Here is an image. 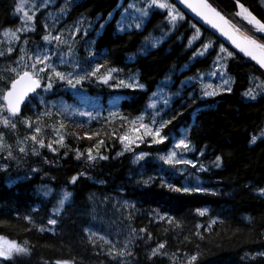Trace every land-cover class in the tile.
I'll return each mask as SVG.
<instances>
[{
    "label": "trees",
    "instance_id": "obj_1",
    "mask_svg": "<svg viewBox=\"0 0 264 264\" xmlns=\"http://www.w3.org/2000/svg\"><path fill=\"white\" fill-rule=\"evenodd\" d=\"M21 1L0 0V52L3 53L0 55V97L16 78L10 69L21 55L20 47L7 53L4 34L23 26L21 12H16ZM70 1L59 0L56 6L43 8L35 17V31L20 34L29 42L28 56L46 46L42 38L52 26L50 12ZM72 1L59 30L74 26L81 18L98 21L94 32L85 39L95 41L92 47L99 63L104 68H117L120 77L138 79L144 88L114 91L95 80L85 82V91L104 107L111 106L110 101L115 96L123 97L116 102L117 117H100L88 122L59 116L54 111L51 102L80 103L70 89L55 81L50 92L41 89L40 96L34 94L28 100L14 118L15 128L0 125V134L14 142L17 135L28 139L33 133L31 125L38 122L39 139L46 128L47 144L63 135L65 145L60 147L54 143L56 152L49 150L47 144L44 148L34 145L38 151L34 155L29 143V151L19 156V161L0 153L6 165L0 167V236L20 247L12 257H0V264H57L58 261L60 264H122L104 251L94 237L95 233L109 235L96 213L98 205L93 201L98 197L128 201L130 211L124 220L135 230H145L144 237L133 245L132 261L127 264H172V257L189 259L192 255L197 256L195 261L183 263L264 264V194L259 191L264 188V137L261 136L264 132V93L254 100L243 95L252 88L254 80L264 85V71L190 18L171 28L167 12L150 8V17L142 29L120 32L116 25L121 14L120 4L123 2L126 7L129 2L140 0ZM207 1L246 35L264 43V34L236 15L239 11L237 0ZM239 3L264 22L262 0H239ZM109 13L113 16L111 20ZM193 25L200 28L203 39L191 46L188 40L193 37ZM165 31L168 36L163 37V42L155 49L141 52L142 44L150 36H161ZM207 41L213 42V49L204 56L193 57L196 49ZM221 43L234 53L227 62L231 91L203 97L202 84L198 80L214 67ZM82 47L80 45L78 50L85 54ZM60 68L69 71L72 67L65 64ZM162 87L170 92V106L167 109L162 105L155 110L148 108L151 94ZM45 108L51 114L38 119ZM142 114L155 115L157 119L175 115L162 132L169 135L185 130L187 140L194 147L191 157L195 160L209 165L217 155L221 156L220 167L210 166L199 174L203 188L209 191L178 193L161 184L160 175L176 186L185 182L178 173L154 159L158 153L166 151L168 141L139 147V152L152 154L139 164L133 162L129 153L117 155L122 148L117 137L128 127L121 126L119 116L135 119ZM25 117L29 119V127L20 122ZM85 132L98 134L89 140ZM253 135L257 137L256 142L249 143ZM100 139L104 140L100 152L108 159L89 162L86 153L76 159V149L84 152ZM33 168L36 171H32ZM74 175L78 179L70 183ZM149 176L154 177L149 183L137 182ZM191 185H194L192 181ZM65 191L71 195L57 213L54 209ZM199 211H205V215L200 216ZM157 214L166 218L158 219ZM167 217H171V222ZM49 218H55L57 224L48 225ZM40 227L45 230L40 231ZM160 243L165 247L152 255V249Z\"/></svg>",
    "mask_w": 264,
    "mask_h": 264
},
{
    "label": "snow or ice",
    "instance_id": "obj_2",
    "mask_svg": "<svg viewBox=\"0 0 264 264\" xmlns=\"http://www.w3.org/2000/svg\"><path fill=\"white\" fill-rule=\"evenodd\" d=\"M177 2L181 5H184L187 9H190L192 13L195 14L196 17L200 19L204 24L208 25L211 29L215 30L216 33L219 34V36L223 37L227 42L230 43L234 49H236L239 53H243L244 56L249 57L251 60L255 61L260 68L264 69V43H260L255 37L253 36H247L242 35L239 33V29H237L234 25L231 24V22L225 18V16L221 15L220 12H218L214 7H212L211 4L207 2V0H177ZM151 5H155L159 9H167V19L170 24L173 26L175 25L178 18L182 17L180 16L179 12L176 11L175 7L172 4L168 3H162L159 2V0H151ZM237 5L239 11H237L236 15L241 16L246 22L253 25V27L258 31L259 33L264 34V22H261V20L257 19L256 16H254L243 4L239 3V0H237ZM22 7L21 5L16 6V12H21ZM175 13V14H174ZM148 12L146 10L142 11V17L147 16ZM112 13H109V18H111ZM141 17V18H142ZM21 21L23 23H27L28 21L33 20V16L29 15L27 11L23 12V16L20 17ZM124 17L122 16L120 20L116 22L117 30L118 31H130L133 25H124ZM103 24L100 25L101 28H103ZM142 24L141 22L135 23L134 27L136 30H139L141 28ZM193 28H195V25H193ZM24 30L18 29L17 31ZM80 31L79 27L74 29L72 31V35L74 36L76 32ZM196 33H199V29H196ZM7 34V33H6ZM11 35L13 37H16V32H12ZM83 35H87V30L83 32ZM43 41L47 43H51L53 40L57 42V47L61 43H68L66 40H62L60 35H56L54 37H50V35L45 34L43 36ZM191 39L189 40V44H191ZM27 43V41H25ZM88 46L86 48L87 56L92 61V64L94 66H89L88 68H81L80 63L77 62H71L66 61L65 56L63 52L59 53V61L61 64L64 63H71L72 70L71 71H58L57 70V64L52 60L53 56H56L57 53V47H53L51 50L46 49L42 54H38L34 57V62L31 64H25L23 68L17 72L16 78L12 79L10 81V86H8V90L3 93L2 97L0 99L3 100V103L0 104V111L6 109L7 113H9L11 116H17L21 111V105L25 103L26 98L28 97L29 93H36L37 96H40L41 93L37 92V89H42L43 92L47 93L50 92L53 89L54 81L59 82L62 87H66L67 89H70L74 92V94L83 96L84 95V83L85 82H93V80L102 83L104 85H109L110 87L120 88V87H126L129 89L137 90V89H143L144 85L139 83L136 80H130L125 81V79L116 78L114 74L118 73V69L115 67L108 68L105 72L100 73V69L103 67L101 63H99V59L97 54L92 50V46L94 45L95 41L88 40L85 42ZM159 43V40H152L151 47H156V44ZM211 47V43H202L200 47L196 49V51L193 53V57L196 56H203L205 52L208 51V49ZM9 52L12 51V48L10 47L8 49ZM21 53H23L24 49H20ZM69 54H73V49L71 46H69L68 49ZM0 55H3L2 52H0ZM234 53L231 51H228L227 48L224 47L223 43L219 45V50L216 52V59L213 61V66L215 68V71L212 73V75H217V73L220 75L221 78V84L217 87H213V85L209 84L207 85V88L202 91L203 97H214L217 95L219 91H227L230 92V87H224L226 85H229L230 80L228 78H225L224 68H225V61L229 57H233ZM100 56H103V53L100 54ZM21 60L24 59L23 55L20 57ZM110 81H114L112 84H110ZM211 89V90H208ZM153 98H159L163 102L164 109H167L169 104V99L167 97L161 96L159 94V91H154L152 94ZM244 96L250 97L251 99H255V95L251 89L245 91L243 93ZM117 101L119 100V97L115 98ZM31 101H29L30 103ZM157 106V99H152V101L148 104V108L156 109ZM64 112L68 114L69 117L79 115L81 117H88L89 120L95 119L96 117H93L91 112L87 111H78L77 109L66 106L64 108ZM50 115L51 113L45 108L43 111H41L37 118L39 119L43 115ZM109 116L111 117H117L118 113L115 111H112L109 113ZM175 115H173L171 118L165 119L161 118L159 120L156 119L155 115H151L149 123H143L144 120L143 115H138L135 119H130L127 116H119V119L121 121V126H128L127 131H125L122 135H119L117 137L119 143L122 145V152H133V162L134 163H140L141 161H145L148 157L152 156L151 153L141 151L139 153H136L134 151L135 148H138L141 144H147L148 147H151L153 144H162L169 140V136L167 134H162V130L165 128L166 125L170 124L173 119H175ZM23 124H28L29 119L27 117L22 118L20 120ZM4 123L7 125L9 123L8 119L4 120ZM12 128H15V123L11 124ZM61 127H63V124H61ZM41 131V128L39 126L35 127L33 129L34 133H39ZM97 132H92L89 134L88 132H85V137L89 140L92 139L93 136L97 135ZM31 140L35 144H38L40 148L45 147V142L43 139H37V136L33 134L31 137ZM27 139V137L25 138ZM257 137L253 135L249 141V143H255ZM55 143L59 144L60 147H65L64 145V136L59 135V138L55 141ZM101 145H104V140L100 139L97 140L96 143L84 150V152H81L79 149L75 150V157L76 159H80L81 156H83L85 153L86 159L89 162H92L96 159L100 160H106L108 159V156L105 154H102L100 152ZM47 147L49 150L56 152L57 149L53 147V142L49 141L47 144ZM95 149V155L93 154V151ZM179 150V151H177ZM191 150V143L188 141L185 137H181L178 140L173 141L172 148L167 151L166 154H157L156 159L158 161L162 162V165L169 166V170L173 173L183 174L185 169L178 167L179 165L184 166H191L192 168H197V162L193 161L191 159H186L184 157V153ZM25 149L23 147L20 148V152H24ZM117 153V155L122 154ZM32 154L36 155L38 154L37 149L35 146L32 148ZM203 153L201 152V155ZM11 152L8 153V157L11 158ZM65 155H67V152H65ZM215 167L221 166V156L217 155L215 157L214 161ZM140 167L143 168L144 164H140ZM200 170H206L205 166L203 164L199 165ZM32 171H36V169H32ZM161 172H163V168H161ZM83 173H81L82 175ZM140 176L143 177V173H140ZM78 179V176L74 175L71 177L70 183H75ZM154 177L149 176L147 179H142V182L144 184L149 183L151 180H153ZM160 181L161 184L165 187H167L170 191H175L178 193H200V192H206L209 191L208 189H205L197 183L196 185L190 186V185H181L176 186L173 183H170L169 181L165 180L163 175H160ZM261 194H264V188L259 189ZM71 194L68 192H64L62 198L58 201V207L54 209L55 212H59V209L63 207L65 201L69 198ZM125 204L128 203V201H124ZM200 216L205 215V211H199ZM158 219H165V216H161L157 214ZM169 222H171V217H167ZM25 219H30L29 217H25ZM214 222V221H213ZM48 225L55 226L57 224V220L55 218H49L47 220ZM200 225H197V228H199ZM40 231H44V227L39 228ZM51 231V229H48ZM141 232L145 231L144 229H140ZM132 232H135V229L132 230ZM103 239V237H101ZM17 247L14 243H9V248H15ZM165 245L163 243L158 244L157 247L152 249V255H156L157 252L160 249H163ZM23 251L24 249H20ZM125 253L121 251L119 253L120 256H123ZM264 254V253H262ZM9 255L8 252H5L3 250H0V256L7 257ZM197 259L196 255H192L189 258V261H195ZM57 264H60L58 261ZM66 264V262H65Z\"/></svg>",
    "mask_w": 264,
    "mask_h": 264
},
{
    "label": "rangeland",
    "instance_id": "obj_3",
    "mask_svg": "<svg viewBox=\"0 0 264 264\" xmlns=\"http://www.w3.org/2000/svg\"><path fill=\"white\" fill-rule=\"evenodd\" d=\"M58 1L59 0H22L20 2V5L22 7L21 16H23L24 11H27L29 13V15L33 16V20L28 21L26 24L25 23L23 24V26L20 29L23 28L24 30L9 31V32H6L7 34L6 33L4 34V38L6 41V48L5 49H6L7 53H13L18 45H19L20 49L21 48L24 49L23 53H21V55H23L24 59L21 60L20 59L21 55H20L17 63L14 66H12L10 69V71L13 74L17 75V72H19L25 64L33 63L34 57L36 55L42 54L46 49L51 50L53 47H57V42L54 40L50 44L43 41L46 44V46L43 49L36 51L35 55L28 56V54H26V52L29 49V44H28L29 42L25 43V41H27V39L21 38L20 34L22 33V34L27 35L33 31H35V17L38 15L40 10L48 7L49 5L56 6ZM159 2L172 4L175 7L176 11L179 12L180 16L182 17V19L181 18L177 19L174 26L168 22V25L171 28L176 27L181 22L186 20L187 17L182 13V11L177 6H175V4L171 0H159ZM71 3H73L72 0L70 2L64 4V6H62L60 9H58L56 11H52L49 14V20H50V24L52 26L49 27V29L47 30L48 35H50V37L60 35L62 40L68 41V43L59 44L57 47V53L58 54L56 56L52 57V60L57 64V70L58 71H64L60 67L64 66L65 64L71 65V63H64V64L60 63L59 53H61V52H63L66 61H71V62H77L78 61L80 63L81 68H88L89 66H94L92 64V61L87 56L86 48L88 46L85 45V41H86L85 38L94 32L95 26L98 24V21L92 22L90 20L88 21L85 18H81L80 20H78L75 23L74 26L67 28L63 31L59 30L60 25L65 21L66 17L68 16V11H69V7H70ZM262 3L264 5V0H262ZM123 5H124V3L122 2L118 8L119 10H121L119 20L123 16L124 17V21H123L124 25H129V24L133 25L131 30L135 28L134 25L137 22H141V24H142L140 29H142L145 26L147 19L150 17V12H149L150 8L159 9L155 5H151V0H140L138 2L135 1V2H131V3L129 2L126 7H124ZM143 10H146L148 12L147 16L142 17V11ZM160 10L164 11V12L168 11L167 9H160ZM239 17H241V16H239ZM112 18H113V16L110 18V20ZM246 23L249 24L248 22H246ZM77 27H79L80 31L76 32V34L73 36L71 33ZM196 29H199L198 34L196 33ZM85 30H87L86 36L83 35V32ZM12 32H16V37H13L11 35ZM120 32H125V31H120ZM167 36H168V34H166V31L163 32V35H161V36H156V35L150 36L142 44V48L140 49L141 52H146V51L155 49L161 42H163V39H164L163 37H167ZM154 39L159 40V43H157L156 47L153 48V47H151V42ZM190 39L192 41L190 44L191 46H194L196 43H198L200 40L203 39V35H202L200 28L195 26V28L193 30V37ZM189 40H188V42H189ZM209 42L211 43V47L208 49L207 52H205L204 55H206L208 52H210V50H212L214 47V44L212 41H207L206 43H209ZM80 45L83 46L82 50L85 49V54H84V52H83V54H80V50H78V47ZM69 46H71V48L73 49V54H69V52H68ZM10 47L12 48L11 52L8 51V49ZM92 50H93V47H92ZM228 51H229V49H228ZM230 58L231 57L227 58V60L224 62L225 63V68H224L225 78H228L230 80L229 85H226L224 87H230L231 88L232 81H231L229 75L227 74V62ZM88 62H89V65H88ZM71 67H72V65H71ZM107 69L108 68L102 67L100 69V73L105 72ZM71 70H72V68L69 71H71ZM214 71H215V68L213 67L210 72L202 75L199 78L198 81L202 84L203 90H205L207 88V85H209V84L213 85L214 88L221 84L220 75L218 73L215 76L212 75V73ZM65 72H67V71H65ZM114 76L116 78L125 79L126 82L130 81V80H136L139 82V80L136 78L120 77L118 73L114 74ZM113 82L114 81H110V84H112ZM54 83H55V81H54ZM97 83L99 85L109 87L110 89H113L114 91L126 89V87L115 88V87H110L109 85H104V84L99 83V82H97ZM53 87H54V85H53ZM250 89L253 91L256 98L259 94L264 93V85L259 80H254L253 86ZM208 90H211V89H208ZM157 91H159V94L161 96L167 97L169 99V104H168V107H169L171 104V100H172V97L170 96V92L164 87L158 89ZM222 92H225V91H219L217 93V95L222 93ZM76 97L80 100V103H67L65 101H59V102H55V103L51 102V105L54 107V111L59 116H66L68 118L76 119L78 121H88L89 122V121H92L94 119L89 120L88 117H81L79 115L69 117L68 114L66 112H64V108L66 106H71V107L77 109L78 111L91 112L93 117H96L95 119H98L100 117L112 118L111 116H109V113L112 111L118 112V109H119L117 104H116L117 100L115 98L119 97L118 101L123 99V97L121 95L115 96V98L110 101L111 106L104 107L102 105V103H100L95 98H92L85 91V89H84V95L83 96L76 95ZM152 99H157L156 109L158 107H160L161 105L163 106V102L159 98H153L152 97L151 101H152ZM152 110H155V109H152ZM143 116H144V120L142 122L143 123H149L151 116L150 115H143ZM15 117L16 116L10 117V115H9V113H7L6 109L0 111V125L8 126V125H11L12 123H15V120H14ZM5 119L9 120V123L7 125L4 123ZM157 120H159V119H157ZM27 126L29 127L30 125L27 124ZM31 126H32L31 128L33 131V129L38 126V122H35ZM46 132L47 131L45 128L42 130V134L40 135L41 139H43L45 142V147L47 144V140H45ZM33 134H35L37 136L38 133L33 132L30 134V137ZM162 134H163V132H162ZM168 136H169V140H168L169 143H168L166 151L163 154H166L167 151L172 148L173 141L178 140L181 137L186 138V132H185V130H180L178 134L170 133ZM261 136L264 137V132H263V134H261ZM30 137L28 139H23L17 135L15 141L10 142V141H7V139L0 134V153H3L4 156L6 155L8 157V153L11 152L12 155H11L10 159L15 160V161H19V156H23L25 153H27L29 151V143L34 147V142L31 140ZM37 139H39V138L37 137ZM55 141H53V146H55L54 145ZM35 145H38V144H35ZM143 145H147V144H141L139 147H141ZM21 147H23L25 149L24 152H20ZM38 147H39V145H38ZM138 148L134 149V151L136 153H139V151L137 150ZM177 151H179V150H177ZM121 152H122V148H121V151L119 153H121ZM125 153L131 154V156L133 158V152H127V151L122 152V154H125ZM194 153H195L194 147L191 145V150L184 153V157L186 159H191L193 161H196L197 162V168H192L191 166L179 165L178 167L185 169L183 174H179V175L183 177V178H181V180L183 179V181H185L184 185L187 184V185L192 186L191 185V181H192L194 183V185L199 183V185L201 187H203L202 180H201L199 174L204 172V171H207L210 166H215V165H214V163L206 165L202 161L195 160L194 158L191 157V155ZM93 154L95 155V152H93ZM122 154H120V155H122ZM197 157L200 158L201 156L198 155ZM154 159L160 165H162V162L158 161V159H156V157H154ZM136 164H138V163H136ZM200 164H203L205 166L206 170H200L199 169ZM163 166L169 168V166H167V165H163ZM0 167H2V168L6 167V165L3 162V158H0ZM93 202H94V204L96 203L98 205V208L96 209V213H97L98 217L101 218L100 221L104 223V225L107 228V232L109 233V235L108 234L104 235L101 233L100 234L95 233L94 237L100 241V244L102 245V247H104L103 248L104 251H106L108 254H110L114 260H116L122 264H127V263L131 262L132 261L131 249H132L133 245H135V243L140 238L142 239L144 236H143V233L138 231V230H135V232L133 233L132 232V230H133L132 226L128 225L126 223V221L124 220L128 216L127 212L130 211L129 210L130 204L129 203L125 204L124 201H120V199H117V198L108 199V198H101V197L96 198ZM126 209H128V210H126ZM101 237H103V239H101ZM9 243H14L17 247L10 249ZM19 248L20 247L17 243L2 238L0 241V250L8 252L9 255L7 257H2V256H0V257L1 258H10L14 255L15 252H17L19 250ZM121 251H123L125 253L123 256L119 255V253ZM171 260L173 262L172 264H184L183 263L184 261H189V259L175 258V257H172Z\"/></svg>",
    "mask_w": 264,
    "mask_h": 264
},
{
    "label": "water",
    "instance_id": "obj_4",
    "mask_svg": "<svg viewBox=\"0 0 264 264\" xmlns=\"http://www.w3.org/2000/svg\"><path fill=\"white\" fill-rule=\"evenodd\" d=\"M186 16L187 18H190L194 23H196L197 25H199L200 27L204 28L205 30H207L208 32H210L212 35H214L216 38H218L220 41H222L227 47H229L231 50H233L235 53H237L239 56L249 60L250 62L254 63L257 67L260 68V66L253 60H251L249 57L247 56H244L243 53H239L236 49H234V47H232L230 45L229 42H227L223 37L219 36L218 33L215 32V30L211 29L208 25L204 24L202 21H200V19L198 17L195 16L194 13L191 12L190 9H187L184 5H181L177 2V0H171ZM208 2V1H207ZM209 3V2H208ZM210 4V3H209ZM213 7V6H212ZM215 8V7H214ZM216 9V8H215ZM218 12H220L218 9H216ZM221 13V12H220ZM221 15H223L221 13ZM224 16V15H223ZM226 19H228L227 17H225ZM229 20V19H228ZM230 21V20H229ZM231 22V21H230ZM232 25H234L232 22H231ZM235 26V25H234ZM237 29H239L237 26H235ZM240 32H242L244 35H246L243 31H241L239 29ZM248 36V35H247ZM262 69V68H260ZM264 71V69H262ZM41 89H37V92H39ZM36 93H29L28 97L26 98L25 100V103L21 105V111H22V108L23 106L28 102V100ZM20 111V113H21ZM19 113V114H20ZM18 114V115H19ZM17 115V116H18ZM2 237L0 236V241H1Z\"/></svg>",
    "mask_w": 264,
    "mask_h": 264
},
{
    "label": "bare ground",
    "instance_id": "obj_5",
    "mask_svg": "<svg viewBox=\"0 0 264 264\" xmlns=\"http://www.w3.org/2000/svg\"><path fill=\"white\" fill-rule=\"evenodd\" d=\"M176 6V5H175ZM183 13V12H182ZM184 14V13H183ZM113 15H114V12H113ZM185 15V14H184ZM186 16V15H185ZM240 34L244 35L242 32L239 31ZM17 117V116H16Z\"/></svg>",
    "mask_w": 264,
    "mask_h": 264
}]
</instances>
